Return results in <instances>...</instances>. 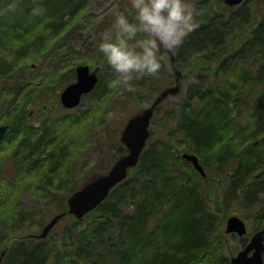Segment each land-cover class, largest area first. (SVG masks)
Returning <instances> with one entry per match:
<instances>
[{
  "label": "trees",
  "instance_id": "obj_1",
  "mask_svg": "<svg viewBox=\"0 0 264 264\" xmlns=\"http://www.w3.org/2000/svg\"><path fill=\"white\" fill-rule=\"evenodd\" d=\"M22 1L28 3L24 10L27 17L35 15L37 8L42 13L43 40L49 35L47 40L57 37L64 43L74 30V21L88 6V0ZM193 3L198 11L197 30L174 52L162 49L164 58L158 73L136 79L134 92L109 86L114 73L97 41L96 56L91 61L101 64L99 81L80 104L87 96L110 103L100 116L111 125L110 133L100 146L91 180L127 153L120 139L127 109L148 106L161 88L175 84L170 63L174 55L183 74L182 90L157 106L151 122L152 126L162 104L175 100L168 134L151 128L140 160L128 176L97 208L80 219L71 216V224L64 231L67 246L63 251L47 244L50 232L43 238L17 234L1 249L6 250L2 264H232L223 232L213 238L216 228L221 227L215 222L213 209L225 218L236 206L254 219V231L241 236L242 246L264 225V0H244L236 5L224 0ZM129 5L130 0H120L117 12L127 11ZM21 24L23 27L13 26L8 33L10 40L18 43L14 51L17 61L0 57L2 86L8 95L20 97L12 113L5 115L10 128L0 143L9 134L10 144L16 140L14 158L8 163L13 174L32 175L49 167L52 178L46 181L52 186L58 176L60 181L64 179L63 164L58 161L71 155L59 127L69 128L65 122L77 125L97 114L80 115L78 107L43 103L57 98L63 80L53 89H49V81L28 91L30 87L17 66L29 54V35L38 31L29 27V21ZM15 31L21 33L17 35L19 41ZM90 34L94 43V33ZM68 44L65 48L74 47ZM146 86L150 96L145 101ZM31 104H40L37 124L31 119L33 111L28 110ZM55 110L62 114L55 116ZM185 152L199 157L204 175L183 157ZM206 166L223 171L228 167L214 197L207 187L215 182ZM74 186L67 190L69 195L81 187ZM67 210L61 211L64 216L69 214ZM87 218L90 222L85 225Z\"/></svg>",
  "mask_w": 264,
  "mask_h": 264
},
{
  "label": "rangeland",
  "instance_id": "obj_2",
  "mask_svg": "<svg viewBox=\"0 0 264 264\" xmlns=\"http://www.w3.org/2000/svg\"><path fill=\"white\" fill-rule=\"evenodd\" d=\"M87 2V9L82 12L81 15H78L73 24L74 30L68 35L64 43L58 40L57 37L47 40L49 35L43 40V37L40 35L41 28L43 27V25H40V16L42 13H34L35 15L27 17V14L24 12L28 4L27 2L25 3L22 0H0L1 58L8 57L17 61L14 59V51L18 43L17 41H11L8 36L13 26L18 25L16 28L18 29L23 27L21 23L29 21V27L39 32V34L37 32L34 36L31 34L29 35L27 43V49L31 46L28 51L29 54L26 58L21 60L19 63L21 65L17 66L24 80L28 83L27 86L29 85L31 88H29L28 91L34 88L37 89L41 85H45L47 82L49 83V81V89H53L58 83H62V80L63 86L68 85L76 79L75 69L78 64H89L91 68L96 65L101 66V64L91 60L96 56V44L101 33L110 29L112 26L120 0H88ZM91 32L94 33V43L92 41V35L90 34ZM18 33L21 34L17 31L14 33L17 40ZM68 42H70L72 46L74 45V47L70 49H68L69 47L65 48L66 44L69 45ZM109 78L112 79L113 77L110 76ZM164 82L166 83L167 80ZM162 89L164 88H161V90ZM161 90H159V92ZM60 91L61 90L58 91L55 100L43 103L50 102L51 104H61ZM145 94L143 100L146 101L150 96L148 86L145 87ZM19 99L20 97L18 96L15 98L8 95L0 81V124L5 123L6 118H8L5 115L12 113V108L15 102L18 103ZM106 99L107 98H104L103 100ZM83 102V105L78 106L80 115L84 114V112L88 114L91 112L90 115L96 113L97 115L77 125H70L68 121L65 122V126L69 128L63 126L59 127L61 140L68 144L69 148L65 149L70 150L71 155H68L65 160L63 159L64 157H61L64 162L61 160L58 161L63 164L61 175L64 179L60 181L61 177L58 176V178L55 179L56 183L52 186L46 181L49 177L52 178V175L48 172L51 170L49 167H47V169L44 168V170L40 172H33L32 175L21 173V175L17 174L16 176L13 174L14 172L11 171V163H8L10 158H14L15 149H13V147L16 140L10 144V142L7 141L11 136V134H9L7 140L0 143V251L6 244L10 243V239L13 240V237L17 234L19 236H35L39 234L44 225L54 214L68 209L67 197L69 194L67 190L72 185H75L73 189L82 186V184H85V182L91 178V175L93 176L95 173V168L99 161L100 146L108 139L111 128V125L101 121L100 116L104 106H109L110 103H105L106 101L103 103L97 102L95 99L89 98L88 96ZM174 102L175 100H167L159 108L158 118H156V121H154L151 126L154 131L159 129L168 134V129L172 121H174L172 120V116L175 114L173 110ZM39 105L40 104H31L29 106L28 110L30 112L33 111V113H30L31 119H36L38 117L36 111ZM144 107L146 106L137 105L129 107V109H127L128 116H122L124 118L123 126L133 111V113H135L142 110ZM53 112L55 116L62 114L61 111L55 110ZM35 121L37 124V119ZM161 136H165V134H161L160 137ZM20 160L22 161V157ZM206 167L210 178L215 182L213 186L207 187L209 192H211V196L214 197V192H217L216 188L221 185L223 179L226 178V174L224 173L228 170V167H225L224 171L215 169L213 166ZM213 210L216 215L215 222L217 226H221L220 228H216L213 238L223 232L222 237L226 242V248L228 249L227 253L229 257H231L243 248L242 238H245L247 235L241 237L237 234L234 236L230 233L226 234L225 228L227 218L236 214L245 219L249 227V234L254 231L256 223L249 213L246 215L240 213L236 206L229 210L225 218L223 213H219L216 209ZM71 216L72 214L63 216L61 221L50 231L47 244L53 246L55 251H63L67 246L63 236L65 229L71 224ZM89 222L90 218H87L84 224L87 225Z\"/></svg>",
  "mask_w": 264,
  "mask_h": 264
},
{
  "label": "water",
  "instance_id": "obj_3",
  "mask_svg": "<svg viewBox=\"0 0 264 264\" xmlns=\"http://www.w3.org/2000/svg\"><path fill=\"white\" fill-rule=\"evenodd\" d=\"M229 5H235L244 0H224ZM172 70L176 76L175 84L166 86L152 100V102L139 112L132 115L125 123L120 139L127 148V153L119 157L105 172L95 176L80 188L74 190L67 198V212L80 219L88 212L97 208L110 194L112 189L122 182L135 167L151 136V122L155 110L168 97L178 94L183 87V74L177 68L175 56L170 58ZM76 79L66 85L60 92L61 103L66 108L77 107L84 95L89 94L99 81L100 66L91 68L88 64H79L76 69ZM10 128V124H0V141ZM188 161L203 175L205 170L195 153H183ZM65 212L56 213L42 228L39 237H46L56 223L65 215ZM226 233H236L244 236L248 233L246 221L239 215L227 218ZM6 250L0 255V264ZM232 264H264V225L254 232L246 245L236 254L232 255Z\"/></svg>",
  "mask_w": 264,
  "mask_h": 264
},
{
  "label": "clouds",
  "instance_id": "obj_4",
  "mask_svg": "<svg viewBox=\"0 0 264 264\" xmlns=\"http://www.w3.org/2000/svg\"><path fill=\"white\" fill-rule=\"evenodd\" d=\"M197 15L193 0H130L128 10L117 12L98 40L114 73L109 86L134 92L136 79L158 73L161 50L174 52L183 45L197 30Z\"/></svg>",
  "mask_w": 264,
  "mask_h": 264
}]
</instances>
